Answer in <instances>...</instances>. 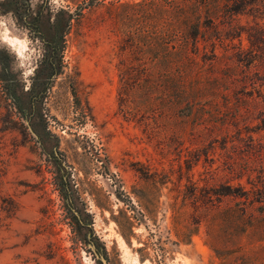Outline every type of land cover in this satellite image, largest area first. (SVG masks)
Instances as JSON below:
<instances>
[{
	"label": "rangeland",
	"instance_id": "374dc122",
	"mask_svg": "<svg viewBox=\"0 0 264 264\" xmlns=\"http://www.w3.org/2000/svg\"><path fill=\"white\" fill-rule=\"evenodd\" d=\"M137 2L0 0L8 66L0 76V264H264L259 61L237 63L235 54L257 51L248 34L264 29V0L216 24L240 38L217 42L206 32L229 62L216 72L230 93L202 104L198 127L181 114L143 123L119 110ZM49 39L63 46L51 79L57 66L41 65ZM56 159L69 173L79 223L58 191ZM227 190L236 197L218 195ZM88 228L93 249L81 241Z\"/></svg>",
	"mask_w": 264,
	"mask_h": 264
},
{
	"label": "trees",
	"instance_id": "16d2710c",
	"mask_svg": "<svg viewBox=\"0 0 264 264\" xmlns=\"http://www.w3.org/2000/svg\"><path fill=\"white\" fill-rule=\"evenodd\" d=\"M254 0H140L130 6L132 27L128 32L126 46L123 49L131 57V61L120 64L118 107L124 116L138 121H148L149 116L156 118H173L181 114L182 122L191 121L194 127L201 125L206 114H198L202 104L215 102L216 97L226 98L230 88L227 81L219 77L220 68L230 66L227 58L218 57L215 43L207 39L206 32L215 33L213 38L220 42L240 38L242 32L234 34L230 26L218 30L216 24L227 23L225 20L240 15L244 8ZM60 13H65L61 11ZM58 13V14H60ZM36 31L39 30L38 19H33ZM70 17L66 19V25ZM55 23V27H56ZM54 28V27H53ZM248 34V32H246ZM53 39L44 42L47 51L43 55L42 66H57L48 78L60 74L63 66V49L52 48ZM251 48L249 56L240 49L235 52L236 62L244 63L252 59L248 66H258L259 61V100L264 105V29L259 28V38L248 34ZM205 46L201 47V44ZM209 47V50L206 48ZM9 56V52H6ZM248 58H245V57ZM257 61V62H255ZM255 63V64H254ZM7 64L0 60V76L8 73ZM49 89L45 84L37 100H42ZM10 98L9 89L6 88ZM264 114V108L259 111ZM58 177L57 188L65 203L66 212L71 220L79 223L80 212L74 210L73 193L69 182V173L65 171L63 161L54 160ZM65 169V170H64ZM219 196L236 197L235 192L227 190ZM246 195V192H243ZM233 216L242 218L239 212ZM81 241L89 249H93L98 240L91 232ZM102 259V256H100ZM101 264L98 259L95 261Z\"/></svg>",
	"mask_w": 264,
	"mask_h": 264
},
{
	"label": "bare ground",
	"instance_id": "6f19581e",
	"mask_svg": "<svg viewBox=\"0 0 264 264\" xmlns=\"http://www.w3.org/2000/svg\"><path fill=\"white\" fill-rule=\"evenodd\" d=\"M11 40V39H10ZM16 40V39H15Z\"/></svg>",
	"mask_w": 264,
	"mask_h": 264
}]
</instances>
